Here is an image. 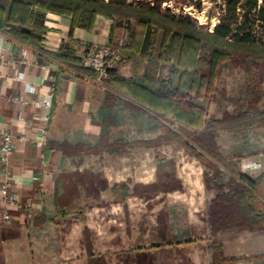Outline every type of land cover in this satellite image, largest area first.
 Returning a JSON list of instances; mask_svg holds the SVG:
<instances>
[{
	"label": "rangeland",
	"instance_id": "1",
	"mask_svg": "<svg viewBox=\"0 0 264 264\" xmlns=\"http://www.w3.org/2000/svg\"><path fill=\"white\" fill-rule=\"evenodd\" d=\"M139 1L209 27L222 10V0ZM115 26L112 41L125 37L124 26ZM236 59L220 60L210 90L193 94L199 120L264 109V63L243 54ZM139 103L127 108L115 101L121 117L130 120L127 128H108L97 143L61 146L64 167L57 175L74 206L17 226L6 240L7 264H87L86 249L100 254L102 264H214L212 241L219 244L216 264H264V226L224 227L225 217L238 215L234 198L242 184L231 165L249 174L264 171V125H204L193 140L182 134L201 153L198 159L172 139V132L179 133L172 114ZM252 192L254 206L264 207V174Z\"/></svg>",
	"mask_w": 264,
	"mask_h": 264
},
{
	"label": "trees",
	"instance_id": "2",
	"mask_svg": "<svg viewBox=\"0 0 264 264\" xmlns=\"http://www.w3.org/2000/svg\"><path fill=\"white\" fill-rule=\"evenodd\" d=\"M221 7L218 19L208 28L179 13L162 11L148 1L0 0V31L79 73L90 70L79 63L68 43L60 41L54 50L41 47L44 10L69 15L68 35L73 25L89 28L96 12L110 17L109 30L114 25L124 26L118 64L128 63V73L116 70L105 82L163 114H172L179 121V133L172 132V139L202 159L201 153L193 151L182 134L193 140L197 129L204 125H225L236 130L264 125V109L253 106L200 120L193 111V94L210 90L220 60L236 61L243 54L264 63V0H222ZM213 156L218 161L221 159ZM231 168L242 184L240 194L234 198L238 215L225 217L224 227H263L264 207L252 203V191L257 189L263 169L249 174L234 165ZM72 191L74 193V189ZM72 197V194L64 197L61 191L55 212H68L74 206ZM245 219V223L240 222ZM86 253L87 264H102L100 254H93L90 249H86ZM219 256V244L212 241L211 261L216 264Z\"/></svg>",
	"mask_w": 264,
	"mask_h": 264
},
{
	"label": "crops",
	"instance_id": "3",
	"mask_svg": "<svg viewBox=\"0 0 264 264\" xmlns=\"http://www.w3.org/2000/svg\"><path fill=\"white\" fill-rule=\"evenodd\" d=\"M110 21V17L96 12L89 28L73 25L68 35L69 15L45 10L40 45L44 50H54L60 41H65L75 51L82 40L112 41L119 27L114 25L108 31ZM117 70L128 73L124 63H119ZM18 71L21 78L16 76ZM23 80L32 85L31 90L26 89ZM49 92L48 106L30 101L31 97ZM11 94H20L24 100L11 99ZM116 100L127 108L140 105L120 92L108 90L92 78L91 71L75 73L0 31V127L12 134L14 144L7 158L14 201L7 205L0 202V212L6 208L9 213L8 219H2L0 214V264H7L6 240L12 239L17 226L54 212L62 186L57 175V170L64 167L60 164L65 155L61 146L97 143L101 134L108 136V128L128 127L130 120L115 109ZM42 114L46 115L45 121ZM3 169L0 162V180ZM94 204L90 201L89 206ZM26 205L32 207L30 216L25 213Z\"/></svg>",
	"mask_w": 264,
	"mask_h": 264
},
{
	"label": "built area",
	"instance_id": "4",
	"mask_svg": "<svg viewBox=\"0 0 264 264\" xmlns=\"http://www.w3.org/2000/svg\"><path fill=\"white\" fill-rule=\"evenodd\" d=\"M208 28L210 27L208 26ZM123 40V35L119 36L114 41L100 43L82 40L78 43L74 54L78 57L79 63L91 71V76L94 80L97 82H105V80L112 77L117 70L118 61L121 58L120 45ZM16 76L21 78V71H18ZM23 81L26 89L31 90L32 85L27 80ZM9 98L21 101L24 100L20 94H11L9 95ZM30 101L34 104L48 106L50 103V92L45 95L31 97ZM41 118L45 121L46 115L42 114ZM35 142L37 144L40 143L39 140H36ZM13 148L12 134L6 129V127H0V162L3 164L4 168L0 180V202H3L4 205L13 203L14 201V194L9 188V173L7 167V158ZM25 213L27 216H30L32 213V207L26 205ZM0 214L2 219H8L9 217L6 208L1 210Z\"/></svg>",
	"mask_w": 264,
	"mask_h": 264
},
{
	"label": "flooded vegetation",
	"instance_id": "5",
	"mask_svg": "<svg viewBox=\"0 0 264 264\" xmlns=\"http://www.w3.org/2000/svg\"><path fill=\"white\" fill-rule=\"evenodd\" d=\"M162 2H163V1H162ZM165 3H166L165 5L167 6V5H168V3H167V2H165ZM187 11H189V10H187Z\"/></svg>",
	"mask_w": 264,
	"mask_h": 264
}]
</instances>
